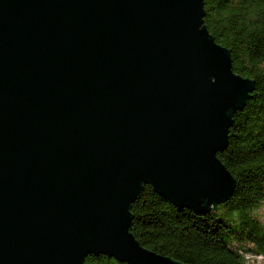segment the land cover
Segmentation results:
<instances>
[{
	"label": "water",
	"instance_id": "water-1",
	"mask_svg": "<svg viewBox=\"0 0 264 264\" xmlns=\"http://www.w3.org/2000/svg\"><path fill=\"white\" fill-rule=\"evenodd\" d=\"M204 0H0V264H181L129 231L144 185L206 214L253 82Z\"/></svg>",
	"mask_w": 264,
	"mask_h": 264
},
{
	"label": "trees",
	"instance_id": "trees-1",
	"mask_svg": "<svg viewBox=\"0 0 264 264\" xmlns=\"http://www.w3.org/2000/svg\"><path fill=\"white\" fill-rule=\"evenodd\" d=\"M203 26L230 53L233 74L253 82L233 114L227 149L216 156L235 181L233 195L206 214L180 209L144 185L129 231L144 248L181 264L264 260V0H204ZM84 264H124L88 255Z\"/></svg>",
	"mask_w": 264,
	"mask_h": 264
},
{
	"label": "rangeland",
	"instance_id": "rangeland-1",
	"mask_svg": "<svg viewBox=\"0 0 264 264\" xmlns=\"http://www.w3.org/2000/svg\"><path fill=\"white\" fill-rule=\"evenodd\" d=\"M264 211V207L259 209V212H263ZM257 261H259V264H264V260L261 259L260 257L257 258Z\"/></svg>",
	"mask_w": 264,
	"mask_h": 264
}]
</instances>
